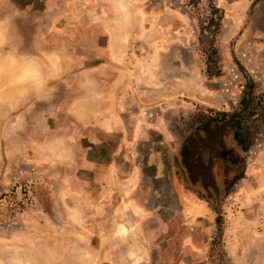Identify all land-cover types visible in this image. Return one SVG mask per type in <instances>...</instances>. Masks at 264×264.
I'll list each match as a JSON object with an SVG mask.
<instances>
[{"label": "rangeland", "instance_id": "rangeland-1", "mask_svg": "<svg viewBox=\"0 0 264 264\" xmlns=\"http://www.w3.org/2000/svg\"><path fill=\"white\" fill-rule=\"evenodd\" d=\"M0 8V264H264V0Z\"/></svg>", "mask_w": 264, "mask_h": 264}, {"label": "clouds", "instance_id": "clouds-1", "mask_svg": "<svg viewBox=\"0 0 264 264\" xmlns=\"http://www.w3.org/2000/svg\"><path fill=\"white\" fill-rule=\"evenodd\" d=\"M13 15L0 8V77L25 91L40 95L47 86L48 77L41 58L29 52H21L14 42Z\"/></svg>", "mask_w": 264, "mask_h": 264}, {"label": "bare ground", "instance_id": "bare-ground-1", "mask_svg": "<svg viewBox=\"0 0 264 264\" xmlns=\"http://www.w3.org/2000/svg\"><path fill=\"white\" fill-rule=\"evenodd\" d=\"M126 232V230H124L123 228H122V234L123 235H126V234H124ZM121 233V232H120ZM118 234V233H117ZM122 236V235H121Z\"/></svg>", "mask_w": 264, "mask_h": 264}, {"label": "crops", "instance_id": "crops-1", "mask_svg": "<svg viewBox=\"0 0 264 264\" xmlns=\"http://www.w3.org/2000/svg\"><path fill=\"white\" fill-rule=\"evenodd\" d=\"M208 129H212V128H208ZM220 142V141H219ZM221 144V142L219 143V145ZM215 153H213V155H214ZM226 154V153H225ZM225 156V155H224Z\"/></svg>", "mask_w": 264, "mask_h": 264}]
</instances>
